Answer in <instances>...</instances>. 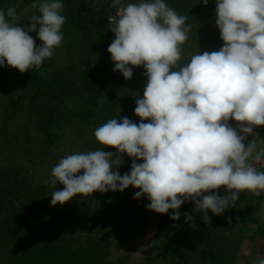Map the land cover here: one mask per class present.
Listing matches in <instances>:
<instances>
[{"label": "clouds", "instance_id": "9594fccd", "mask_svg": "<svg viewBox=\"0 0 264 264\" xmlns=\"http://www.w3.org/2000/svg\"><path fill=\"white\" fill-rule=\"evenodd\" d=\"M201 2L206 6L209 0ZM111 6L116 11L107 23L115 39L107 51L113 71L131 79L132 66L146 69L143 97L134 108L140 122L113 118L95 130L96 140L115 148V154L98 149L61 158L46 181L55 189L50 205L131 185L139 189L134 199L150 200L148 210L166 214L172 209L170 219L183 215L188 222L193 215L179 208L191 201L210 224L208 211L223 215L235 207L241 192L260 196L264 171L255 164L264 161V148L257 149L254 129L264 125V0H216L215 23L224 44L218 51L193 55L178 71L173 69L191 31L187 16L165 0H112ZM31 7L40 14L32 15L27 27L15 7L0 10V66L21 73L39 69L64 39L61 0H33ZM230 120L237 122L235 127ZM249 135L254 138L248 140ZM123 154L132 163L130 173L121 175Z\"/></svg>", "mask_w": 264, "mask_h": 264}, {"label": "trees", "instance_id": "16d2710c", "mask_svg": "<svg viewBox=\"0 0 264 264\" xmlns=\"http://www.w3.org/2000/svg\"><path fill=\"white\" fill-rule=\"evenodd\" d=\"M32 2L0 0V10L15 7L20 24L27 27L32 23L31 16L40 14L31 7ZM61 2L66 16L64 39L53 57L39 69L24 73L0 66V264H156L147 254L142 263L131 262L126 253L114 254L115 246L125 244L137 225L149 223L153 216L160 224L171 221L174 210L157 213L145 207L150 203L146 196L134 199L138 188L130 185L124 191L89 194L93 203L85 199L76 214L77 224L71 227L65 225V217L82 195L63 205H50L55 189L46 181L52 168L73 153L103 149L115 154L117 150L100 144L94 132L113 118L128 117L138 124L135 101L143 97L147 83L143 66H132L131 79L113 71L107 51L115 39L107 23L109 13L116 10L112 0ZM165 3L187 16L186 23L191 25L188 39L181 46L178 67L173 70L178 71L200 51H218L224 44L215 23L216 0H209L206 6L201 0ZM29 35L37 45L41 43L36 32ZM50 155L52 161L41 166ZM122 160L118 171L121 175L130 173L132 158L123 154ZM63 187L57 185V189ZM219 193L226 194L223 186ZM263 199L264 192L260 196L241 192L235 207L226 209L223 215L208 211L210 224L202 220L203 213L194 211L193 202H185L179 211L189 212L194 219L185 222L181 215L179 220H172L171 245L162 248L166 252L164 262L241 264L246 240L252 245L259 234L264 236L256 215Z\"/></svg>", "mask_w": 264, "mask_h": 264}, {"label": "rangeland", "instance_id": "374dc122", "mask_svg": "<svg viewBox=\"0 0 264 264\" xmlns=\"http://www.w3.org/2000/svg\"><path fill=\"white\" fill-rule=\"evenodd\" d=\"M123 4H128L126 0H122ZM116 11V10H115ZM115 11L109 13V15H114ZM108 15V16H109ZM230 124H234V120L229 121ZM237 123V122H236ZM262 126V125H261ZM235 127V125H233ZM264 140L262 135L256 137V142ZM247 142V141H246ZM40 147L39 145L36 146ZM257 147V149H261ZM45 163L41 166H45L46 163L52 161V155L49 158H46ZM264 168V161L255 164ZM78 204L76 207L72 208L69 213L66 215L64 222L68 227L75 226L77 224V213L82 208L85 199H90V202L93 203L92 196H80L78 197ZM264 202V199L262 200ZM262 202L259 205V208L256 210V215L259 223L264 227V203ZM262 206V209L260 208ZM234 226V225H232ZM172 219L166 224H160L159 218L153 216L151 221L147 224H139L136 226L134 231L129 235L128 240L125 244L121 246H115L114 254L117 256L119 253H126L130 256L131 262L142 263L144 254L151 255L156 262V264H165V254L166 252L162 249L165 244L169 245L172 239ZM246 230L247 227L244 225L241 227ZM254 230H257L256 227L252 226ZM237 229V228H236ZM255 241L251 242L246 240L245 247L243 250V257L241 259V264H256L260 259H264V236L262 234L258 235ZM171 245V244H170ZM168 264V263H167Z\"/></svg>", "mask_w": 264, "mask_h": 264}, {"label": "crops", "instance_id": "0c3cea01", "mask_svg": "<svg viewBox=\"0 0 264 264\" xmlns=\"http://www.w3.org/2000/svg\"><path fill=\"white\" fill-rule=\"evenodd\" d=\"M229 123H230V122H229ZM231 125H232V124H231ZM233 125H236V121L234 122ZM233 125H232V126H233ZM254 131H255L256 133H258L256 137L262 135V126H257V127L254 129ZM253 138H254V137H253L252 135H249L247 139H248V140H252ZM261 146H262V148H264V140H260V141L257 143V147H261ZM263 203H264V202H262V205H263ZM260 208L262 209V206H261Z\"/></svg>", "mask_w": 264, "mask_h": 264}]
</instances>
